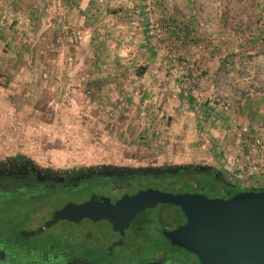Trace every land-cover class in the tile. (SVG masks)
I'll return each instance as SVG.
<instances>
[{"label":"rangeland","instance_id":"rangeland-1","mask_svg":"<svg viewBox=\"0 0 264 264\" xmlns=\"http://www.w3.org/2000/svg\"><path fill=\"white\" fill-rule=\"evenodd\" d=\"M50 1L47 11L44 2L17 11L0 0V163L191 165L264 188V152L252 147L264 138V0ZM188 185L166 173L110 194ZM163 207L145 215L158 223ZM50 216L45 210L23 228ZM51 231L91 233L102 246L116 238L107 221L59 222Z\"/></svg>","mask_w":264,"mask_h":264},{"label":"flooded vegetation","instance_id":"flooded-vegetation-1","mask_svg":"<svg viewBox=\"0 0 264 264\" xmlns=\"http://www.w3.org/2000/svg\"><path fill=\"white\" fill-rule=\"evenodd\" d=\"M189 166L175 170L150 169L148 174L142 175L136 168L115 165L57 170L39 166L21 157L0 163V264H201L197 255L172 244L164 234L186 223L183 211L173 205H164L158 218L156 216L158 223L145 215L149 209L141 212L124 235L114 231L112 224L107 221L116 233V238L107 246L99 244V237L86 232L51 231L52 234L45 235L48 229L59 222L79 225L84 220L94 223L106 220H61L38 235L30 234L69 204L80 205L99 197H107L115 203L124 195H133L145 189L138 188L115 198L111 192L115 193L137 179L177 173ZM201 170L214 171L207 168ZM46 201L51 205H47ZM45 210L51 212L49 220L29 231L23 228L42 217ZM157 224L160 226L157 227ZM11 225H17V228L11 230ZM150 233L165 238L175 253L162 247L159 249V242ZM156 244L158 248L154 249ZM178 250L180 255L176 252Z\"/></svg>","mask_w":264,"mask_h":264},{"label":"water","instance_id":"water-1","mask_svg":"<svg viewBox=\"0 0 264 264\" xmlns=\"http://www.w3.org/2000/svg\"><path fill=\"white\" fill-rule=\"evenodd\" d=\"M185 168V167H182ZM204 169V167H201ZM142 175L150 169L141 168ZM179 207L186 224L165 232L174 245L194 253L201 264H264V190L241 192L233 198H209L201 193L145 189L112 203L107 197L69 204L55 213L38 235L61 220H106L121 235L141 212L158 205Z\"/></svg>","mask_w":264,"mask_h":264},{"label":"trees","instance_id":"trees-1","mask_svg":"<svg viewBox=\"0 0 264 264\" xmlns=\"http://www.w3.org/2000/svg\"><path fill=\"white\" fill-rule=\"evenodd\" d=\"M204 168L212 169L211 167H204ZM171 174L174 175L178 180L183 181V183L189 184L188 188L186 186H183L178 190L174 191L173 193L205 194L204 190H206L208 193L214 195L213 198L229 199V198H233L234 196H236L241 192H247V191L258 192L264 190V188H250V189L241 188L237 184L222 178L218 171L215 170L213 172L202 171L201 167H197V166L190 165L189 168L186 170H179L177 173H171Z\"/></svg>","mask_w":264,"mask_h":264},{"label":"crops","instance_id":"crops-1","mask_svg":"<svg viewBox=\"0 0 264 264\" xmlns=\"http://www.w3.org/2000/svg\"><path fill=\"white\" fill-rule=\"evenodd\" d=\"M5 1H8L9 3H11L10 7H12L13 9H15L17 11L25 10L26 8L29 10V9L32 8L33 4H35L34 6L38 5L39 9L43 10V7H42L43 6V2L44 3L46 2V0H32L31 3H30V0H4V3L1 4L2 5L1 9L5 7V5H4L6 3ZM49 2H51V1L49 0ZM27 3H29V4L26 6L25 4H27ZM45 4H47V5H44L45 6L44 10L47 11L48 8H49L50 3H45ZM91 4L93 5L94 1L91 0L89 2V6L88 7H90ZM0 42H1V40H0ZM0 62L1 63L5 62V60L0 58Z\"/></svg>","mask_w":264,"mask_h":264},{"label":"built area","instance_id":"built-area-1","mask_svg":"<svg viewBox=\"0 0 264 264\" xmlns=\"http://www.w3.org/2000/svg\"><path fill=\"white\" fill-rule=\"evenodd\" d=\"M244 131L247 132V129L244 128ZM253 150L256 152H264V138H256L253 142ZM239 161L235 159V161H232V165L237 164ZM256 163L254 161H248L246 168L250 171L251 174L257 171L258 167L255 165Z\"/></svg>","mask_w":264,"mask_h":264}]
</instances>
